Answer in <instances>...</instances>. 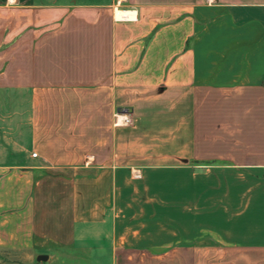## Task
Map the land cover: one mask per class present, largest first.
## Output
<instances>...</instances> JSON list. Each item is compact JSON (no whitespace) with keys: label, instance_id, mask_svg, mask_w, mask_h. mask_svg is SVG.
<instances>
[{"label":"crops","instance_id":"1","mask_svg":"<svg viewBox=\"0 0 264 264\" xmlns=\"http://www.w3.org/2000/svg\"><path fill=\"white\" fill-rule=\"evenodd\" d=\"M0 252L264 264V0H0Z\"/></svg>","mask_w":264,"mask_h":264},{"label":"rangeland","instance_id":"2","mask_svg":"<svg viewBox=\"0 0 264 264\" xmlns=\"http://www.w3.org/2000/svg\"><path fill=\"white\" fill-rule=\"evenodd\" d=\"M47 176H48L47 179H46V177H44L42 179L43 180L46 179V180H50V181H52V180L55 181L58 178V176L52 175V174L51 175H47ZM63 176H64L65 180H68V178L70 177L67 172ZM135 176H137V175H135ZM168 180H169V175L168 174H161V173L144 174V175H142V178L134 177L133 179H129L130 182H142V183H145V182H160L161 184L162 183H167ZM134 192H137V193L139 192L140 193L142 191H140V190L137 191L136 190ZM158 192H160V194L163 196L164 194H167V189L166 190L161 189ZM143 193L146 194L147 191H145ZM141 198L142 197L140 196L139 199H141ZM50 210H51V206H50ZM49 226L50 227L53 226V227L49 228V232L53 233V234H58L60 232H65L66 233V232L69 231V224L68 223H56V222H54V223H49ZM162 227H163V225H162ZM0 264H12V253L0 252Z\"/></svg>","mask_w":264,"mask_h":264},{"label":"water","instance_id":"3","mask_svg":"<svg viewBox=\"0 0 264 264\" xmlns=\"http://www.w3.org/2000/svg\"><path fill=\"white\" fill-rule=\"evenodd\" d=\"M46 260V257L44 256H40L37 258V261H45Z\"/></svg>","mask_w":264,"mask_h":264},{"label":"built area","instance_id":"4","mask_svg":"<svg viewBox=\"0 0 264 264\" xmlns=\"http://www.w3.org/2000/svg\"><path fill=\"white\" fill-rule=\"evenodd\" d=\"M32 158H36V154L35 153L32 154Z\"/></svg>","mask_w":264,"mask_h":264},{"label":"bare ground","instance_id":"5","mask_svg":"<svg viewBox=\"0 0 264 264\" xmlns=\"http://www.w3.org/2000/svg\"><path fill=\"white\" fill-rule=\"evenodd\" d=\"M117 16H118V17H121V16H122V14H121V13H118V14H117Z\"/></svg>","mask_w":264,"mask_h":264}]
</instances>
